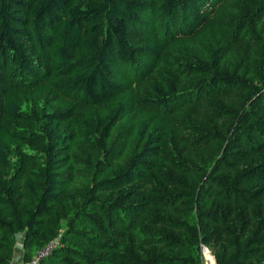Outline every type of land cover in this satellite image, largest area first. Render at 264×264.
I'll list each match as a JSON object with an SVG mask.
<instances>
[{
  "label": "trees",
  "instance_id": "1",
  "mask_svg": "<svg viewBox=\"0 0 264 264\" xmlns=\"http://www.w3.org/2000/svg\"><path fill=\"white\" fill-rule=\"evenodd\" d=\"M224 1L0 0V264H264V0Z\"/></svg>",
  "mask_w": 264,
  "mask_h": 264
},
{
  "label": "rangeland",
  "instance_id": "2",
  "mask_svg": "<svg viewBox=\"0 0 264 264\" xmlns=\"http://www.w3.org/2000/svg\"><path fill=\"white\" fill-rule=\"evenodd\" d=\"M243 3L247 4V1H242V0H226L224 1L220 7L218 8V10L216 11L215 19L216 20H221V21H225V24H228L232 21H234L235 19V13L236 10L240 7H242ZM222 6V7H221ZM235 8H237L235 10ZM227 92H225L224 97L222 99H224V103H225V107L224 108H229L230 104H236L237 99H238V95L237 92L235 90H226ZM30 106H33L34 103L29 102ZM189 108V107H187ZM173 124H177V120H172ZM218 124H220V121L218 122ZM22 151L28 152L29 149L31 152H34L33 149H31L27 144L23 143L22 144ZM239 148L241 151L244 150L242 143L239 141L238 143ZM29 148V149H28ZM239 151V155L241 156H247V153L245 152H241ZM19 151L17 149H12L11 153H10V164L8 165V167L5 169L7 172H12L16 169H19L21 164L23 163V159L20 158L19 156ZM263 205H264V199H263ZM20 243V235L16 236V243H15V247L13 249V252L15 251L16 247H18V244ZM204 247V246H202ZM201 247V248H202ZM205 249L202 250L201 256H202V261L204 264H210V263H214V255L211 251V249H209L208 247H204ZM14 257V253L12 258ZM14 258H17L16 256ZM12 261V260H11Z\"/></svg>",
  "mask_w": 264,
  "mask_h": 264
},
{
  "label": "built area",
  "instance_id": "3",
  "mask_svg": "<svg viewBox=\"0 0 264 264\" xmlns=\"http://www.w3.org/2000/svg\"><path fill=\"white\" fill-rule=\"evenodd\" d=\"M60 245L59 236L52 238L51 240L47 241L42 247H40L33 256L27 260L23 261V264H39L40 261L50 254L54 249H56ZM205 249L204 247L201 248L202 250ZM211 264V263H210Z\"/></svg>",
  "mask_w": 264,
  "mask_h": 264
},
{
  "label": "crops",
  "instance_id": "4",
  "mask_svg": "<svg viewBox=\"0 0 264 264\" xmlns=\"http://www.w3.org/2000/svg\"><path fill=\"white\" fill-rule=\"evenodd\" d=\"M15 256L17 258H14ZM21 256H22V248H21V244L19 243L18 247H16L14 251V257L12 258L10 264H23Z\"/></svg>",
  "mask_w": 264,
  "mask_h": 264
}]
</instances>
